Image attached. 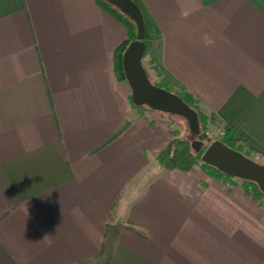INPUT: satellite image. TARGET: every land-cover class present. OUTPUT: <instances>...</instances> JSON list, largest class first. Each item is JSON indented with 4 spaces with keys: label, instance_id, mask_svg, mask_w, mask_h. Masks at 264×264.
Returning a JSON list of instances; mask_svg holds the SVG:
<instances>
[{
    "label": "crops",
    "instance_id": "1",
    "mask_svg": "<svg viewBox=\"0 0 264 264\" xmlns=\"http://www.w3.org/2000/svg\"><path fill=\"white\" fill-rule=\"evenodd\" d=\"M141 1L146 60L264 159V0ZM127 35L96 0H0V264H264L240 183L159 165L170 124L115 74Z\"/></svg>",
    "mask_w": 264,
    "mask_h": 264
},
{
    "label": "water",
    "instance_id": "2",
    "mask_svg": "<svg viewBox=\"0 0 264 264\" xmlns=\"http://www.w3.org/2000/svg\"><path fill=\"white\" fill-rule=\"evenodd\" d=\"M121 9L137 25V38L126 48L122 63L127 84L131 90V99L138 107L146 106L154 111L177 115L185 118L190 129L197 137L192 147L202 152V161L217 168L222 173L241 180L258 184L264 193V164L230 147L221 139L212 141L208 133H202L198 114L179 95L154 84L143 65L146 49L144 42L146 28L140 7L133 0H106ZM204 141L209 145L204 148Z\"/></svg>",
    "mask_w": 264,
    "mask_h": 264
},
{
    "label": "trees",
    "instance_id": "3",
    "mask_svg": "<svg viewBox=\"0 0 264 264\" xmlns=\"http://www.w3.org/2000/svg\"><path fill=\"white\" fill-rule=\"evenodd\" d=\"M133 1L141 9L144 23H145V28H146V36L144 39V42L146 44V49H145V53L143 56V60H144V59H147L150 52L160 43L162 39V34H161V31L158 25L156 24V22L154 21V19L152 18L148 10L146 9L143 2L141 0H133ZM96 2L99 4V6L102 9H104L106 12L112 15L115 19L121 22L128 31V38L115 51V61H114L115 74L118 80L127 84L126 75H125L123 63H122V58L130 42L137 38V31H138L137 25L121 9L111 4L110 2L106 0H96ZM148 64H150V66L156 72L157 79H158V80H154L151 77L150 70H148L146 66H144L149 75L150 80L154 84L179 95L191 108H193L197 112L201 132L205 133L207 131H210L211 129H210L209 116L203 111L199 100L188 91L177 90L171 87L169 83L166 81V79L161 77L160 72L153 65L152 61H148ZM130 99H131V95H130ZM131 103L133 107L135 108H141V109L148 108L146 106L138 107L134 105L132 102V99H131ZM129 125H130V122L127 121L122 126L117 128L107 138V140L101 145V147L109 144L110 142L118 138L121 134H123L127 130ZM227 137H228V134L225 133L222 141L226 142ZM226 143L230 147L236 150H239L242 153H244L246 156L252 158L250 156L251 151L245 149L244 145H235L230 142H226ZM207 146L208 144L204 143V148H206ZM201 156H202V152L197 153L193 149L190 141L186 138H181L179 131L174 130L172 133L171 140L168 143V145L157 155V161L159 165L165 170L178 169V170H183V171H190L194 167L198 166L208 175L221 179L225 183H240L244 191L250 194L256 200H260L264 198V193L260 190L257 183L228 176L222 173L217 168L205 164L202 161ZM131 229L141 234H144L141 231H138L134 228H131Z\"/></svg>",
    "mask_w": 264,
    "mask_h": 264
},
{
    "label": "rangeland",
    "instance_id": "4",
    "mask_svg": "<svg viewBox=\"0 0 264 264\" xmlns=\"http://www.w3.org/2000/svg\"><path fill=\"white\" fill-rule=\"evenodd\" d=\"M127 38H128V35H127ZM143 63H144V66H146V68L148 70H150L151 77L154 80H158L156 72L153 70V68L150 66V64H148V61L146 59H144ZM142 110H143V112H145L147 114L149 113V115H151V113H153L154 115L167 120L170 124V127H171V134L173 133L174 130L179 131L180 137L188 139L190 141L191 145H192L193 141L197 139V137L195 135H193V133L190 129L189 123L185 118H183L181 116H177V115H171V114H167V113L154 111V110H151L149 108H143ZM207 133H208V135L212 141L217 140V139H221V136L218 134V132H212V130H210V131H207ZM204 143H207L209 145V143L207 141H204ZM250 156L252 158H254V160L264 164V159L261 156L255 154V153H252V152H250ZM258 201L260 202L261 206L264 208V198H262Z\"/></svg>",
    "mask_w": 264,
    "mask_h": 264
},
{
    "label": "built area",
    "instance_id": "5",
    "mask_svg": "<svg viewBox=\"0 0 264 264\" xmlns=\"http://www.w3.org/2000/svg\"><path fill=\"white\" fill-rule=\"evenodd\" d=\"M218 134H219L221 137H224L225 132H224V131H219Z\"/></svg>",
    "mask_w": 264,
    "mask_h": 264
}]
</instances>
